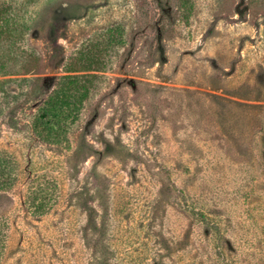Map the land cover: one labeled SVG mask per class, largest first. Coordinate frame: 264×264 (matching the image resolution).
<instances>
[{"label": "rangeland", "instance_id": "374dc122", "mask_svg": "<svg viewBox=\"0 0 264 264\" xmlns=\"http://www.w3.org/2000/svg\"><path fill=\"white\" fill-rule=\"evenodd\" d=\"M21 18L27 53L0 44V264H264V0ZM68 75L77 112L46 118Z\"/></svg>", "mask_w": 264, "mask_h": 264}, {"label": "trees", "instance_id": "16d2710c", "mask_svg": "<svg viewBox=\"0 0 264 264\" xmlns=\"http://www.w3.org/2000/svg\"><path fill=\"white\" fill-rule=\"evenodd\" d=\"M27 4L28 0H0V44L2 43L4 50L15 56L27 53L21 47V41L24 39L27 29V24L21 18V13ZM63 79V87L54 92L53 97L46 102L43 108L46 112V118L50 114H53L55 118L65 113L73 116L78 110V104L83 98V95L80 97L79 88L81 77L68 75ZM53 136L58 139L61 137V133H55L52 128L48 137Z\"/></svg>", "mask_w": 264, "mask_h": 264}]
</instances>
